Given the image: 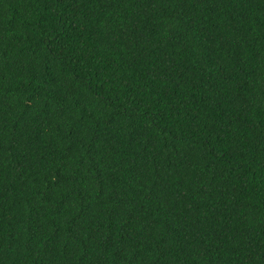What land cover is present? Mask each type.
Here are the masks:
<instances>
[{"label": "trees", "instance_id": "trees-1", "mask_svg": "<svg viewBox=\"0 0 264 264\" xmlns=\"http://www.w3.org/2000/svg\"><path fill=\"white\" fill-rule=\"evenodd\" d=\"M0 264H264V0H0Z\"/></svg>", "mask_w": 264, "mask_h": 264}]
</instances>
